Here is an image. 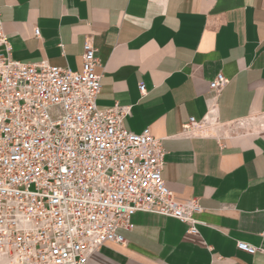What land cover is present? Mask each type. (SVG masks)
<instances>
[{
  "label": "crops",
  "instance_id": "0c3cea01",
  "mask_svg": "<svg viewBox=\"0 0 264 264\" xmlns=\"http://www.w3.org/2000/svg\"><path fill=\"white\" fill-rule=\"evenodd\" d=\"M0 20L25 64L81 72L92 39L98 107H131L125 128L150 129L167 151L174 202L203 209L197 234L138 213L126 243L89 264H264V0H0ZM221 74L229 82L212 92ZM191 118L210 126L184 136Z\"/></svg>",
  "mask_w": 264,
  "mask_h": 264
},
{
  "label": "built area",
  "instance_id": "2783aa9c",
  "mask_svg": "<svg viewBox=\"0 0 264 264\" xmlns=\"http://www.w3.org/2000/svg\"><path fill=\"white\" fill-rule=\"evenodd\" d=\"M98 67L92 39L81 72L16 61L0 20V255L7 264H89L106 244L126 243L121 233L138 213L174 218L198 233L203 209L198 200L174 202L162 140L150 129L125 128L131 107H98ZM228 82L219 75L212 92ZM206 125L191 118L182 134Z\"/></svg>",
  "mask_w": 264,
  "mask_h": 264
},
{
  "label": "rangeland",
  "instance_id": "374dc122",
  "mask_svg": "<svg viewBox=\"0 0 264 264\" xmlns=\"http://www.w3.org/2000/svg\"><path fill=\"white\" fill-rule=\"evenodd\" d=\"M0 264H7L4 257L0 255Z\"/></svg>",
  "mask_w": 264,
  "mask_h": 264
}]
</instances>
